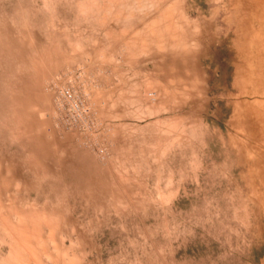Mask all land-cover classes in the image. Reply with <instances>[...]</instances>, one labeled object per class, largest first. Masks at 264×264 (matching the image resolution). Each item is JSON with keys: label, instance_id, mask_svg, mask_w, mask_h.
<instances>
[{"label": "rangeland", "instance_id": "1", "mask_svg": "<svg viewBox=\"0 0 264 264\" xmlns=\"http://www.w3.org/2000/svg\"><path fill=\"white\" fill-rule=\"evenodd\" d=\"M0 264H264V0H0Z\"/></svg>", "mask_w": 264, "mask_h": 264}]
</instances>
